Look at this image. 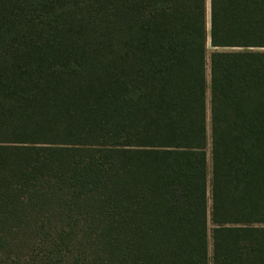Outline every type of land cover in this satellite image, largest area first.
Wrapping results in <instances>:
<instances>
[{"label":"trees","instance_id":"obj_1","mask_svg":"<svg viewBox=\"0 0 264 264\" xmlns=\"http://www.w3.org/2000/svg\"><path fill=\"white\" fill-rule=\"evenodd\" d=\"M0 264H264V0H0Z\"/></svg>","mask_w":264,"mask_h":264},{"label":"rangeland","instance_id":"obj_2","mask_svg":"<svg viewBox=\"0 0 264 264\" xmlns=\"http://www.w3.org/2000/svg\"><path fill=\"white\" fill-rule=\"evenodd\" d=\"M207 50H210V47L209 46H207ZM206 76L208 78V69H206Z\"/></svg>","mask_w":264,"mask_h":264}]
</instances>
